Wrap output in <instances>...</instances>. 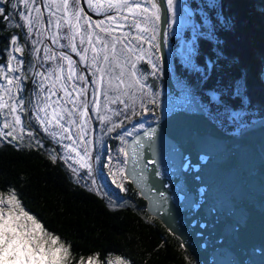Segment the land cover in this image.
Wrapping results in <instances>:
<instances>
[{"label": "snow or ice", "instance_id": "obj_1", "mask_svg": "<svg viewBox=\"0 0 264 264\" xmlns=\"http://www.w3.org/2000/svg\"><path fill=\"white\" fill-rule=\"evenodd\" d=\"M85 6L102 18L94 20ZM207 6L219 8L215 0H209ZM192 16V10L178 5L177 0H0V19L20 30L10 35L9 46L2 50L6 59L0 57V140L11 137L8 143H23L27 138L29 147L38 148L44 147L43 138L53 140L62 151L53 148L50 159L63 161L81 186L104 198L109 185L98 177L106 176L117 189L128 191L124 181L143 177L147 169L141 158L144 137L151 142L152 151L157 135L156 128L139 134L145 125L133 123L136 101L140 100L143 115L149 110L145 98L156 105L162 94L155 81L165 71L162 44H167L169 34H179L172 32L173 25H179L181 31L191 27L193 39L186 44L184 60L199 73L202 83L223 58L216 29L227 25L228 19L217 11L214 22L201 10L202 24H196ZM161 24L165 28L162 37ZM197 37L214 45L203 68L192 62L198 55ZM26 48L30 49L27 61ZM142 61L150 65V72L141 70ZM148 76L154 78L153 83H148ZM29 79L34 87L25 96ZM213 87L216 90L209 95L217 104L234 97L248 102L243 74L228 83L218 81ZM241 115L231 112L230 119ZM94 121L104 135L125 129L115 137L120 141L115 154L111 147L104 150L102 138L97 144ZM126 124L132 127L125 128ZM38 129L44 137L37 138ZM128 137H134L131 144ZM115 174L120 175L119 183ZM153 174L160 176L161 172L153 169ZM10 193L6 199L0 194V264H67L69 247L47 231L37 215L25 210L15 190ZM159 196L166 198V193L161 191Z\"/></svg>", "mask_w": 264, "mask_h": 264}, {"label": "trees", "instance_id": "obj_2", "mask_svg": "<svg viewBox=\"0 0 264 264\" xmlns=\"http://www.w3.org/2000/svg\"><path fill=\"white\" fill-rule=\"evenodd\" d=\"M187 3L193 11L191 19L196 24H202L201 10L208 13L214 22L215 13L219 11L229 23L216 29L223 58L213 75L203 83L199 73L185 62L187 53L178 50L184 46L179 42L180 36H168L166 46L174 83L178 88L190 90L208 117L222 130L237 134L243 127L264 116V0H215L218 9L208 8L209 0H188ZM100 18L97 16L93 19ZM186 28L189 38L183 32V35L180 34L183 41L188 43L192 41L193 33L191 27ZM19 32L12 24L0 19V41L4 38L5 43L10 34ZM196 46L198 55L192 62L203 68L204 58L214 45L204 37H197ZM139 67L145 73L151 71L146 61H142ZM242 74L246 76V104L235 97L226 104H217L210 99L209 93L216 90L214 83L221 80L228 83ZM147 79L148 83H153L154 78L148 76ZM155 84L162 88L156 105L148 104L145 98L144 103L149 110L141 115L140 100L137 99L133 123L142 122L146 127L158 120L159 103L167 87L163 76ZM226 108L229 111H225ZM231 112L242 115L238 119H230ZM93 126L99 142L102 138L104 150L111 147L115 154L120 146V141L115 137L125 129L118 128L116 132L104 135L98 122L94 121ZM131 127L125 125V128ZM42 137L44 134L39 131L37 138ZM7 140L0 143V193L15 190L25 210L37 215L47 231L60 237V242L70 250L67 264H78L86 257H95L99 264H107L112 257L122 258L126 264H199L182 246L181 240L147 212L146 200L131 181H124L128 191H120L111 184L110 177L102 178L109 185L107 189L111 194L124 201L122 206H109L106 196L101 198L96 192L77 183L63 161L57 159L54 163L50 159L53 148L57 152L62 151L53 140L43 138V148L29 147L27 140L23 143H8ZM115 179L119 183L120 175L115 174Z\"/></svg>", "mask_w": 264, "mask_h": 264}, {"label": "water", "instance_id": "obj_3", "mask_svg": "<svg viewBox=\"0 0 264 264\" xmlns=\"http://www.w3.org/2000/svg\"><path fill=\"white\" fill-rule=\"evenodd\" d=\"M164 31L161 24V37ZM161 47L167 92L158 120L139 131L157 129L152 151L144 137L147 169L130 181L147 212L171 228L199 264H264V116L237 134L222 130L190 90L176 86L167 46Z\"/></svg>", "mask_w": 264, "mask_h": 264}, {"label": "rangeland", "instance_id": "obj_4", "mask_svg": "<svg viewBox=\"0 0 264 264\" xmlns=\"http://www.w3.org/2000/svg\"><path fill=\"white\" fill-rule=\"evenodd\" d=\"M187 2H188V0H177L178 5H184V6L188 7V8H190L188 6V3ZM185 28L181 31V30H179V25H173L172 32L173 33L179 32V34H171L172 36H178V35L180 36L179 42L181 44H183L184 46H182V48H179L178 50H179V52H183V54L187 53V47H186V44L187 43L184 42L183 39H182L183 33L185 34V37L188 36V38H189V35L187 34L188 33L187 28L186 29ZM181 32H183V33H181ZM210 99H212V98H210ZM96 136H97V132L95 131V138H96V142L98 144L100 142H99V138L96 137ZM25 140L28 141L27 138H25ZM0 143H2V140H0ZM53 143H55V142L53 141ZM98 179L100 180L101 183L105 184V182L103 181V179L101 177H98ZM106 191L108 192V195L106 196V198H107L109 204H111L112 206H122V205H124V201L121 198L116 197L115 195L111 194V192L108 189H106ZM0 194H2L4 196V198L6 199L11 193L9 192V193H5V194L4 193H0ZM90 258L92 260V264H99L95 257H86L85 259L80 260L78 264H81V261H82V264H89ZM117 258H119V257H112V258H110L107 261V264H126L125 261L122 258H119V259H117Z\"/></svg>", "mask_w": 264, "mask_h": 264}, {"label": "flooded vegetation", "instance_id": "obj_5", "mask_svg": "<svg viewBox=\"0 0 264 264\" xmlns=\"http://www.w3.org/2000/svg\"><path fill=\"white\" fill-rule=\"evenodd\" d=\"M13 34V33H12ZM11 35V34H10ZM0 37H1V35H0ZM4 39V38H3ZM3 39H2V41H0V57H3V58H5L6 59V53H3L2 52V50L4 49V48H6V47H8L9 46V39H10V37L8 38V40L7 41H5V43H3ZM29 49H25V53H24V57L26 58V61H27V57H28V54H29ZM17 55H19V54H17ZM73 59H77L74 55H73ZM26 66V65H25ZM25 85H26V87H25V89H24V93L26 92V90H28V92L27 93H29V90L30 89H32L33 87H34V85L32 84V81H31V79H29L28 81H25ZM28 86V87H27ZM38 132H39V130H37Z\"/></svg>", "mask_w": 264, "mask_h": 264}]
</instances>
